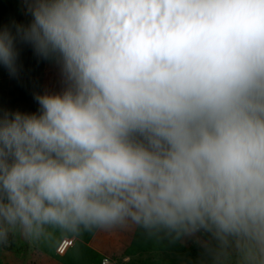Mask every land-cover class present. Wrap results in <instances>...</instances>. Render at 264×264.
Returning <instances> with one entry per match:
<instances>
[{"label": "clouds", "instance_id": "9594fccd", "mask_svg": "<svg viewBox=\"0 0 264 264\" xmlns=\"http://www.w3.org/2000/svg\"><path fill=\"white\" fill-rule=\"evenodd\" d=\"M0 74V239L134 224L264 264V0H22Z\"/></svg>", "mask_w": 264, "mask_h": 264}, {"label": "trees", "instance_id": "16d2710c", "mask_svg": "<svg viewBox=\"0 0 264 264\" xmlns=\"http://www.w3.org/2000/svg\"><path fill=\"white\" fill-rule=\"evenodd\" d=\"M27 19L22 0H16V4L0 0V23L8 24L13 20L26 22ZM24 60L30 74L23 84L9 79L7 74H0V103L9 108L34 110L30 90L33 86L42 88L45 65H37L28 52H25ZM64 237L72 239V242L58 252L56 246ZM26 246L25 241L9 230L6 238L0 239V263L1 252H19ZM36 246L53 258L54 264H100L102 255L113 257L114 264H202L204 249L197 247L196 243L185 246L174 235L163 231L148 232L134 224L81 229L76 233L47 228L38 237Z\"/></svg>", "mask_w": 264, "mask_h": 264}, {"label": "rangeland", "instance_id": "374dc122", "mask_svg": "<svg viewBox=\"0 0 264 264\" xmlns=\"http://www.w3.org/2000/svg\"><path fill=\"white\" fill-rule=\"evenodd\" d=\"M16 4V0H10ZM23 241L27 243L21 251H3L1 252L2 263L0 264H54L55 260L49 257L36 246L38 237L25 234L19 228L10 229ZM181 243L190 246L196 243L197 247H204L201 254L202 264H246L240 249L233 243L227 247H222L215 239L205 233H200L196 237L181 238ZM65 241L72 242L65 238ZM67 244V243H65ZM200 256V254L198 255Z\"/></svg>", "mask_w": 264, "mask_h": 264}, {"label": "crops", "instance_id": "0c3cea01", "mask_svg": "<svg viewBox=\"0 0 264 264\" xmlns=\"http://www.w3.org/2000/svg\"><path fill=\"white\" fill-rule=\"evenodd\" d=\"M57 87H58V78L55 69L49 67L48 65H45L42 74V88L55 89Z\"/></svg>", "mask_w": 264, "mask_h": 264}, {"label": "built area", "instance_id": "2783aa9c", "mask_svg": "<svg viewBox=\"0 0 264 264\" xmlns=\"http://www.w3.org/2000/svg\"><path fill=\"white\" fill-rule=\"evenodd\" d=\"M65 238H62L58 245L56 246V250L58 252H61L67 245H70V242L65 241ZM70 239V238H68ZM72 240V239H71ZM67 243V244H65ZM115 263V259L113 257H110L108 255H102L101 259H100V264H114Z\"/></svg>", "mask_w": 264, "mask_h": 264}]
</instances>
